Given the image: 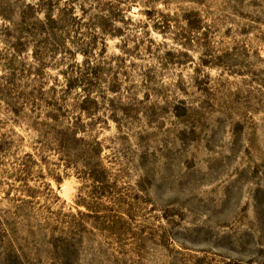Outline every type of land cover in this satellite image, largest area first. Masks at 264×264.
Instances as JSON below:
<instances>
[{
  "label": "rangeland",
  "instance_id": "374dc122",
  "mask_svg": "<svg viewBox=\"0 0 264 264\" xmlns=\"http://www.w3.org/2000/svg\"><path fill=\"white\" fill-rule=\"evenodd\" d=\"M0 264H264V0H0Z\"/></svg>",
  "mask_w": 264,
  "mask_h": 264
}]
</instances>
